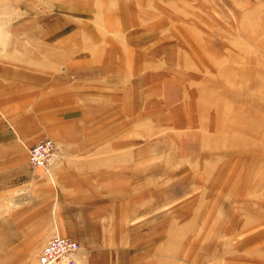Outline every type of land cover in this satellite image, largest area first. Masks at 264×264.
I'll use <instances>...</instances> for the list:
<instances>
[{"label":"rangeland","instance_id":"1","mask_svg":"<svg viewBox=\"0 0 264 264\" xmlns=\"http://www.w3.org/2000/svg\"><path fill=\"white\" fill-rule=\"evenodd\" d=\"M23 45L37 61L51 45L36 84L66 77L83 107L40 138L44 166L32 144L15 159L22 136L0 111V264H39L59 233L68 194L21 175L55 181L65 149L107 157L76 176L112 190L85 205L75 260L54 264H264V0H0V57Z\"/></svg>","mask_w":264,"mask_h":264},{"label":"crops","instance_id":"2","mask_svg":"<svg viewBox=\"0 0 264 264\" xmlns=\"http://www.w3.org/2000/svg\"><path fill=\"white\" fill-rule=\"evenodd\" d=\"M7 7L9 8V6ZM50 46L40 45L41 49L45 51L42 52L44 58H39L38 61L36 45H23L28 50L26 58L0 57V111L10 115L21 133V143H13L16 150L13 156L20 161H26L22 146L33 144L44 136L57 138L59 134L53 129L61 128L65 119L74 118L83 107V104L77 102L76 99L83 97L84 91L75 87L76 84L73 82L68 85L66 77L49 79V84L44 82V86L41 82L36 84L42 78L45 79L48 74H52L53 63L52 59L48 57V52L50 53L48 47L50 48ZM73 46L71 45L70 49H73ZM77 47L75 45V48ZM8 48L17 49L16 45H8ZM61 114L64 116H60ZM24 121L27 123V128L23 126ZM92 144H94L92 141L86 143V145ZM62 145L83 146L85 143L82 140L65 138ZM70 150L65 149L63 153H55L50 159V169L55 176V181L49 178L37 181L35 177L31 176L32 171L30 175L26 173V178L24 175L21 176L24 177L23 184L33 190L36 187H46L50 193L60 191L68 194L67 201H70L73 206H69V213L57 216L58 225H62H59L61 228L57 232L75 239L83 235V226L86 224L85 205L92 202L95 197H99L101 193L104 194L105 199L109 200L107 190L110 188L99 187L100 181L97 175L89 173L82 177L76 176L77 168L81 167L82 163L90 162L96 165V162L107 161V157H101L99 154L92 155L88 152L76 153V150H73L75 152L73 153ZM7 156H11V154L9 153ZM9 159L11 160L12 156ZM128 192L130 198L131 192ZM67 224L71 228H66ZM53 230L50 228L49 233L51 234Z\"/></svg>","mask_w":264,"mask_h":264},{"label":"built area","instance_id":"3","mask_svg":"<svg viewBox=\"0 0 264 264\" xmlns=\"http://www.w3.org/2000/svg\"><path fill=\"white\" fill-rule=\"evenodd\" d=\"M53 141L43 138L28 148V160L32 166H44L52 151ZM80 249V243L70 237L59 233L53 234L42 246L39 255V264H54L59 261L72 263L76 253Z\"/></svg>","mask_w":264,"mask_h":264}]
</instances>
